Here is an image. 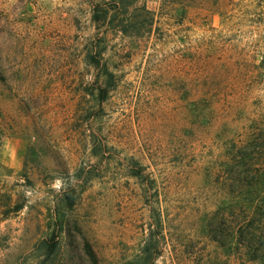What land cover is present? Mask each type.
<instances>
[{"label": "rangeland", "instance_id": "374dc122", "mask_svg": "<svg viewBox=\"0 0 264 264\" xmlns=\"http://www.w3.org/2000/svg\"><path fill=\"white\" fill-rule=\"evenodd\" d=\"M96 1L0 0V264H235L208 227L264 138V0H132L128 34Z\"/></svg>", "mask_w": 264, "mask_h": 264}, {"label": "trees", "instance_id": "16d2710c", "mask_svg": "<svg viewBox=\"0 0 264 264\" xmlns=\"http://www.w3.org/2000/svg\"><path fill=\"white\" fill-rule=\"evenodd\" d=\"M132 0H97L93 6L92 21L105 31L114 30L128 34L140 30L146 22L152 25V19L141 22L131 20L128 15ZM123 10L121 12L120 10ZM102 52L98 51L101 57ZM90 63L100 66V60L89 57ZM104 86L100 87L99 97L105 101L110 88L112 74L105 70ZM259 143L248 141L233 155L227 166L232 177L230 186L241 190L243 201L240 216L234 210L225 216H216L209 224L210 240L227 249L235 264H264V138ZM52 251H48V255Z\"/></svg>", "mask_w": 264, "mask_h": 264}]
</instances>
